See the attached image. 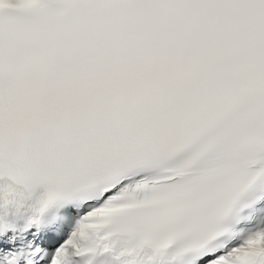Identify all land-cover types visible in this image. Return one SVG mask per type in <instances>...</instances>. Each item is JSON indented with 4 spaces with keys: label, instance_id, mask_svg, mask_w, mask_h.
Listing matches in <instances>:
<instances>
[{
    "label": "snow or ice",
    "instance_id": "obj_1",
    "mask_svg": "<svg viewBox=\"0 0 264 264\" xmlns=\"http://www.w3.org/2000/svg\"><path fill=\"white\" fill-rule=\"evenodd\" d=\"M0 264H264V0H0Z\"/></svg>",
    "mask_w": 264,
    "mask_h": 264
}]
</instances>
